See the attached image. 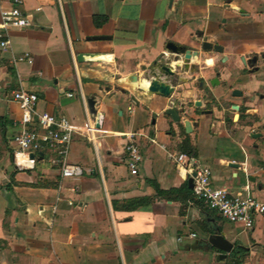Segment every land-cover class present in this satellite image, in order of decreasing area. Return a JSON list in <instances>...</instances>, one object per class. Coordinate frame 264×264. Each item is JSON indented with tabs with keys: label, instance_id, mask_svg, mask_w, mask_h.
Masks as SVG:
<instances>
[{
	"label": "crops",
	"instance_id": "0c3cea01",
	"mask_svg": "<svg viewBox=\"0 0 264 264\" xmlns=\"http://www.w3.org/2000/svg\"><path fill=\"white\" fill-rule=\"evenodd\" d=\"M15 4L32 17L0 49V264H264V214L243 229L195 198L158 196L147 181L188 186L174 160L185 154L211 168L213 185L249 183L264 200V0H0V11ZM99 15L107 20L95 24ZM168 42L198 55L177 57ZM25 52L31 63L18 60ZM166 64L173 75L160 77L172 94H148L146 80ZM19 88L36 93L40 112L77 124L101 116L95 144L80 135L71 143L67 161L81 175L61 176L51 152L33 170L15 169ZM172 101L178 122L165 112ZM125 132L142 134L137 175L125 163ZM184 140L195 155L180 149ZM139 197L149 203L123 207ZM218 234L244 252L214 247Z\"/></svg>",
	"mask_w": 264,
	"mask_h": 264
},
{
	"label": "built area",
	"instance_id": "2783aa9c",
	"mask_svg": "<svg viewBox=\"0 0 264 264\" xmlns=\"http://www.w3.org/2000/svg\"><path fill=\"white\" fill-rule=\"evenodd\" d=\"M38 7L36 10H40ZM31 13L15 4L0 11V49L5 50L10 41L7 34L20 31L31 25ZM19 61L31 63L29 53L25 52ZM11 99L16 102L20 110L18 119L19 130L13 134L12 160L16 170H33L36 163L43 159L44 152H51L54 157L48 161L60 166L63 177H75L82 173V168L67 161V156L74 136L85 137L92 144L106 131L100 128L101 116L88 119L83 124H77L64 115L40 112L36 108L38 97L36 93L19 88L11 92ZM131 111L132 108H129ZM141 133L125 132V163L132 175H137L142 155L138 137ZM32 155V156H31ZM174 160L187 176H192L193 197L200 201L208 210L217 213L219 218L230 223H237L243 229H252L258 216L264 214V200L253 195L249 183L240 190H230L212 184V171L208 166L197 164L194 157L185 154L174 156ZM195 238V233H190ZM180 240V238H178Z\"/></svg>",
	"mask_w": 264,
	"mask_h": 264
},
{
	"label": "water",
	"instance_id": "95a60500",
	"mask_svg": "<svg viewBox=\"0 0 264 264\" xmlns=\"http://www.w3.org/2000/svg\"><path fill=\"white\" fill-rule=\"evenodd\" d=\"M103 37H93V39H102ZM211 44L208 42H203L202 44V48L203 49H210ZM218 46H214L215 50H221V48H217ZM166 48L170 51H172L173 53L177 55H182L184 57V59L189 60L191 59V57L193 56H197L198 52L197 51H190V50H185L182 46H177L176 44L172 43V42H168L166 44ZM80 57V56H79ZM178 57V56H177ZM178 58H176L177 60ZM175 60V61H176ZM161 70V71H160ZM159 70V72H151L150 76L152 77V79H148L147 80V86L144 87L145 91L148 94H160L162 96H170L173 92V88L170 84H168V82H166V80H163L160 77V74L164 75V76H168V75H173V71L171 70V67L166 65H162L161 69ZM212 83V82H211ZM241 92L238 90H233V94L234 95H239ZM176 102L172 101V105L166 109V114L170 115L171 119L174 122H178L179 121V112L175 107ZM235 108H237V106H234ZM185 129L187 132H191V124L189 121H185ZM259 134H253V136H258ZM32 156V155H31ZM194 175V173L192 174V176ZM192 176H190L188 178V187L190 189H192L193 183H192ZM208 241L216 248L228 253L232 250V244L230 242H228L221 234L218 235H211L208 239ZM226 257V254H222L219 256V258L223 259Z\"/></svg>",
	"mask_w": 264,
	"mask_h": 264
},
{
	"label": "trees",
	"instance_id": "16d2710c",
	"mask_svg": "<svg viewBox=\"0 0 264 264\" xmlns=\"http://www.w3.org/2000/svg\"><path fill=\"white\" fill-rule=\"evenodd\" d=\"M107 20L106 16H95L94 17V23L95 24H100L101 22H104ZM180 149L187 154L190 155H195L196 151L195 149L189 144L188 140H184L181 143ZM154 188L156 195L164 197L168 200H174V199H182V200H193V193L192 190L188 188L187 184L184 183L178 188H170L168 190H162L159 188L157 183L153 180H147ZM150 198L149 197H139V198H132L129 200L125 201V204L123 207L128 208V209H135L139 206L146 205L149 203ZM114 206V205H113ZM244 252V249L241 247H235L231 250L230 256L232 258H235L236 255L242 254ZM235 264H238V260H234Z\"/></svg>",
	"mask_w": 264,
	"mask_h": 264
},
{
	"label": "bare ground",
	"instance_id": "6f19581e",
	"mask_svg": "<svg viewBox=\"0 0 264 264\" xmlns=\"http://www.w3.org/2000/svg\"><path fill=\"white\" fill-rule=\"evenodd\" d=\"M147 81V80H146Z\"/></svg>",
	"mask_w": 264,
	"mask_h": 264
}]
</instances>
